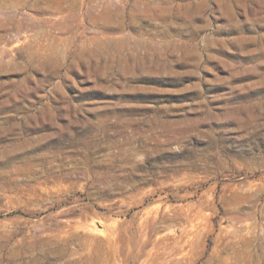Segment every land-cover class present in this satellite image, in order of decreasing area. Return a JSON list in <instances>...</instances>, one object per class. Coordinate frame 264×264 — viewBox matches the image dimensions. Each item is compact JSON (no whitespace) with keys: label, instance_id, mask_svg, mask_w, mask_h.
<instances>
[{"label":"rangeland","instance_id":"obj_1","mask_svg":"<svg viewBox=\"0 0 264 264\" xmlns=\"http://www.w3.org/2000/svg\"><path fill=\"white\" fill-rule=\"evenodd\" d=\"M51 2L0 0V264H264V0Z\"/></svg>","mask_w":264,"mask_h":264},{"label":"bare ground","instance_id":"obj_2","mask_svg":"<svg viewBox=\"0 0 264 264\" xmlns=\"http://www.w3.org/2000/svg\"><path fill=\"white\" fill-rule=\"evenodd\" d=\"M142 1V0H141ZM153 1V0H152ZM161 1V0H160ZM137 3L136 4H138V2L139 1H136ZM145 2V1H144ZM46 3H47V5H46V8L48 7H50V8H52V2H51V0H46ZM65 3V2H64ZM146 3H147V6H148V9H147V11L149 12V13H152V14H155V13H157V12H162V11H164V9H165V6L164 7H162L163 5H162V3L163 2H158V6H160L161 8H163L162 9V11L160 10H158L156 7H158V6H152L154 3H150L149 1H146ZM146 3H145V6H146ZM143 4V3H142ZM141 4V5H142ZM161 4V5H160ZM168 5V4H167ZM173 5V4H172ZM55 7H58V6H55ZM167 7V6H166ZM45 8V9H46ZM49 8V9H50ZM109 8V7H108ZM144 8V7H143ZM170 9V8H169ZM54 10V9H53ZM166 10V9H165ZM116 11V10H115ZM137 11H139V10H137ZM142 11V10H141ZM119 12H121V11H119ZM140 12V11H139ZM138 12V13H139ZM166 13V12H165ZM114 12H112L111 11V9H110V11H105V12H103L102 14H100V17L103 19V20H106L107 21V23H106V26L107 27H114V26H116L117 28L118 27H121L122 26V24H123V16L122 15H119L120 16V20H118L117 22H114V21H112V18H113V16H114ZM135 14V13H134ZM143 14V13H142ZM147 14V13H146ZM137 15V14H136ZM99 16V15H98ZM161 16V15H160ZM148 17V16H147ZM155 17V16H154ZM115 27V28H116ZM127 38V37H126ZM120 42L122 43V40H120ZM117 43H119V42H117ZM110 44V43H109ZM108 44V41H101V44H100V46L98 47V49H100L99 51H102V50H104V49H107V45H109ZM112 48H113V46H112ZM102 49V50H101ZM95 51V50H94ZM106 51V50H105ZM108 51V50H107ZM91 54V53H90ZM107 54V53H106ZM92 56V55H91ZM107 56H108V54H107ZM113 57V56H112ZM111 58V57H110Z\"/></svg>","mask_w":264,"mask_h":264}]
</instances>
